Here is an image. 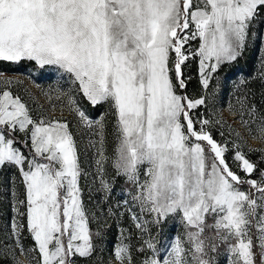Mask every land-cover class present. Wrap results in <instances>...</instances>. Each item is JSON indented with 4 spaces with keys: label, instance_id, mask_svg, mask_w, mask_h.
Listing matches in <instances>:
<instances>
[{
    "label": "snow or ice",
    "instance_id": "1",
    "mask_svg": "<svg viewBox=\"0 0 264 264\" xmlns=\"http://www.w3.org/2000/svg\"><path fill=\"white\" fill-rule=\"evenodd\" d=\"M262 13L264 0H0V61L33 62L67 78L72 87L57 99L66 100L86 127L95 126L97 140L90 143L101 185L110 190L102 174L111 163L133 186L139 211H127L141 239L149 237L138 251L152 252L143 264H218L221 248L227 264H264V169L246 158L239 143L215 139L211 129L223 121L200 119L194 111L205 97L178 94L186 88L182 67L190 55L199 57L207 89L218 66L240 55ZM0 84V167H16L25 186L24 199L13 207L26 220L13 219L17 251L28 264L91 257L93 236L100 234L90 230L68 124L34 119L27 101L11 90L13 81L0 75ZM74 93L92 106L109 105L114 158L107 155L103 118L92 121ZM238 103L241 123L264 140V116L256 117L247 98ZM234 132L229 126V135ZM230 143L237 168L249 177L259 171V179L233 171ZM249 151L264 158V150ZM245 184L249 191L241 190ZM169 217H179L184 232L157 257L148 226ZM25 230L32 248L21 242ZM130 239L121 231L109 264H131ZM13 264H22L15 254Z\"/></svg>",
    "mask_w": 264,
    "mask_h": 264
},
{
    "label": "rangeland",
    "instance_id": "2",
    "mask_svg": "<svg viewBox=\"0 0 264 264\" xmlns=\"http://www.w3.org/2000/svg\"><path fill=\"white\" fill-rule=\"evenodd\" d=\"M198 44V40L192 41L190 46L198 47ZM243 49H247V52L240 54H246L245 61L247 64L239 66L234 61H230L225 62L224 67L218 66L217 71L212 73L207 89L203 88L201 84L198 57L194 62L196 85L189 86L190 94L194 92H197V94L190 98L195 99L203 96L206 99L205 105H201L194 110L199 114L200 119L223 121L222 125H217L211 129L218 142L229 140L239 143L240 150L246 155V158L257 164L258 169H264L262 152L249 151V149L264 150V140L254 139L253 135L249 134L241 123V106L238 103V100L247 98V103L254 105L256 108V117L264 116V13L252 21ZM214 62L213 60L209 63ZM0 75L13 81L11 90L27 101L34 119L43 117L49 121L67 123L72 133L82 169V175L79 178V186L82 190L81 199L90 221V230L92 233L100 234L99 238L93 236L96 247L93 255L89 258L77 257L75 264H109L113 247L121 231H123L124 236H131L130 240L125 241V243L131 245V264H143L146 257L152 256V252L147 248L143 252L138 251L143 245V241L149 237L148 234H144L143 239H141V233L134 228L127 211L129 207H132L137 213L139 211L132 204L130 193L134 192L133 186L127 182L126 177L116 175V170L111 163H105L104 173L102 174L103 179L110 185V190L106 191L101 185V175L97 173L96 166L98 157L95 148L90 143V141L95 142L97 140L94 135L95 126L93 128L86 127L80 121L78 115L69 109L66 100L63 98L57 99L61 90L69 91L72 87L67 78L62 77L55 69L53 73L43 75L41 81L36 80L35 75L37 73L35 70L22 69V72L0 71ZM0 87H3V85L0 84ZM74 95L81 109L92 121L103 118L106 126L107 155L113 157L115 147L114 117L109 105L105 103L91 109L87 105L89 102L83 98L87 102L86 104L79 99L80 94L74 93ZM184 95L187 96V94ZM244 119H249L247 111L244 112ZM229 126L240 134L241 139H237L235 132L229 135ZM220 131H224L225 135L223 137L220 136ZM20 138V135H17V140ZM229 147L231 149L228 153L229 164L233 171H236L241 179H259V171L254 172L249 177L237 168L231 159L234 154V145L230 143ZM25 149L27 154L28 149ZM3 167H0V170ZM2 170L0 171V264H13L14 254L22 264H28L25 257L17 251V236L14 235L12 228L14 218L26 223V220L24 221L21 217H18L16 212L13 211L16 201L22 199L18 171L16 167L10 165H5ZM5 177L8 179L5 180ZM141 179H143V176ZM241 190L249 191V186L247 184L242 185ZM13 192H15V197ZM125 201L128 202L127 205ZM142 218L145 220L151 219L147 214H144ZM148 228L151 237L154 239L157 257L166 255V250L170 248L172 240L184 232L179 217H169L158 225L150 224ZM20 239L26 248L33 247V241L26 230L23 231V236ZM216 259L218 264H227L223 248L218 251Z\"/></svg>",
    "mask_w": 264,
    "mask_h": 264
},
{
    "label": "trees",
    "instance_id": "3",
    "mask_svg": "<svg viewBox=\"0 0 264 264\" xmlns=\"http://www.w3.org/2000/svg\"><path fill=\"white\" fill-rule=\"evenodd\" d=\"M246 52H247V49H242V51H241V53H246ZM246 58H247L246 54H244V55L240 54L234 60V63L238 64L239 66L246 65L247 64L245 61ZM194 62H195V60L186 62L185 65L183 66L182 71H183V77H184L185 82H186V88L178 90L179 94H182V95L187 94V96H189V97H192V96L197 94V92H194L191 94L189 92V89H190L189 86L191 85V87H192V85H196V68H195ZM225 64L226 63H222L220 65V67H224ZM22 69H26L29 71L35 70L37 73V75H35V78L37 81H41L43 79L42 78L43 75H46L47 73H51V72L53 73L54 72V69L51 67L40 68L37 65H35V63H33V62L22 61V62L14 63V62L0 61V71L22 72ZM79 99L87 104V102L85 100H83L82 96H79ZM87 105L89 107H91V109H95V107L90 105L89 103ZM24 151L26 153V149H24ZM2 169L0 171H3ZM18 176H19V183H20L19 189L22 193V199H24V197H25V186L22 183V178H21V175L19 172H18ZM7 179L8 178H6L5 180H7Z\"/></svg>",
    "mask_w": 264,
    "mask_h": 264
},
{
    "label": "built area",
    "instance_id": "4",
    "mask_svg": "<svg viewBox=\"0 0 264 264\" xmlns=\"http://www.w3.org/2000/svg\"><path fill=\"white\" fill-rule=\"evenodd\" d=\"M192 49H196V48H198L197 46H194V45H192V46H190ZM197 58H198V56L197 57H192L191 55H190V58H189V60L188 61H186V62H189V61H192V60H197Z\"/></svg>",
    "mask_w": 264,
    "mask_h": 264
}]
</instances>
